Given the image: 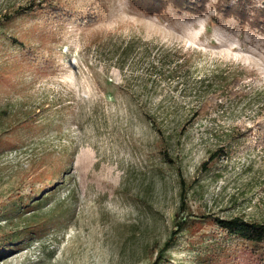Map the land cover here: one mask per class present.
Here are the masks:
<instances>
[{
	"label": "rangeland",
	"instance_id": "obj_1",
	"mask_svg": "<svg viewBox=\"0 0 264 264\" xmlns=\"http://www.w3.org/2000/svg\"><path fill=\"white\" fill-rule=\"evenodd\" d=\"M218 1L149 16L131 0H0V21L56 5L0 26V264H153L182 182L181 218L205 221L161 264H257L209 221L264 223V22Z\"/></svg>",
	"mask_w": 264,
	"mask_h": 264
},
{
	"label": "trees",
	"instance_id": "obj_2",
	"mask_svg": "<svg viewBox=\"0 0 264 264\" xmlns=\"http://www.w3.org/2000/svg\"><path fill=\"white\" fill-rule=\"evenodd\" d=\"M211 0H131L133 6L139 11L149 15V16H159L165 14L168 9L172 8L179 13H186L189 15H202L207 11V6L209 5ZM232 3V4H231ZM254 5L253 0H219L216 6V9L219 13H228L230 17H236L240 23L246 24L247 19L251 18L250 14L258 13L261 17L256 21V27L259 28V24L264 22V15L262 13L264 10H256V7H252ZM56 5L53 2H32L28 5L21 6L17 10H15L10 16H7L4 20L0 21V26L6 25L10 22H13L17 19H25L30 15L34 14L36 10L43 9H52ZM255 8V9H253ZM65 16L71 18V13L66 12ZM249 23V22H248ZM251 24V23H249ZM10 41H12L13 45L16 48H21L24 46L23 43L19 42L15 35L10 36ZM240 77L239 75H235L233 81L237 80ZM235 82H233L234 84ZM230 85L227 84L225 86L226 95H230L231 89H229ZM206 107H203L197 111L196 116H199ZM152 120V118H150ZM152 124H156L154 120ZM160 129V128H159ZM239 137V136H238ZM226 146H221L218 150L211 154L210 160L211 162H205L202 165V168L207 169L209 165H213V163H217L221 160V158L227 154ZM53 181L57 180V176L51 178ZM64 181V180H63ZM184 182H182V189L180 194L181 206L179 211L175 215L176 226L178 231H174L170 238L165 243V246L159 251L156 261L153 264H161V261L165 259V256L170 248H172L176 234L180 233L182 230H192L193 224H204L205 220H190L181 218L180 214L184 211L185 207V194H184ZM42 201H38L33 204V206H40ZM209 224L212 226H216L221 231L228 233L231 237L241 240L243 242H247L251 245V253L254 257L257 264H264V223L259 222H250L245 221L239 217L232 219H221V218H211ZM3 252V251H2Z\"/></svg>",
	"mask_w": 264,
	"mask_h": 264
}]
</instances>
